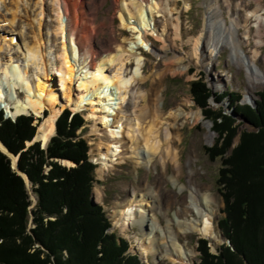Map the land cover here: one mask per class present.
Instances as JSON below:
<instances>
[{"label": "rangeland", "instance_id": "rangeland-1", "mask_svg": "<svg viewBox=\"0 0 264 264\" xmlns=\"http://www.w3.org/2000/svg\"><path fill=\"white\" fill-rule=\"evenodd\" d=\"M80 1L79 11L81 13L83 12L84 24L90 29H95L96 32L92 41V43H94V50L98 52L95 60L96 63H101L106 60L107 58H105V56L108 53L111 55H116L117 52L119 54H126V58L130 59L126 63L125 71L127 79L130 80V77L133 75L137 66L135 59L138 58V55H136V53H139V56L146 58L144 68L141 70L143 71V74L141 73L142 76L133 78L134 84L132 88L129 89L130 93L127 95L129 99L125 103L119 102L120 109L118 108L117 112L118 117H121L119 118L120 123H114V127L112 126L109 129L104 130L111 138L110 141L105 139L104 131H101L102 126L101 124L99 125V120H97V122L93 119V116H91V106L88 105L82 110L75 111L74 106H69L67 101L64 100L63 97H60L57 107L63 110L61 114L68 109L72 111L73 114L76 112L82 113L85 119V124L77 133L81 135V138L86 140L89 147V161L95 165L96 180L92 188L91 202H93V204L101 205L106 212V216L111 222L109 233L116 232L120 238L126 240L130 246L128 252L133 255H138L143 264H174L169 258L164 259L166 250L157 245V242H160L161 244L159 239H161L162 235L161 237L156 236L158 239L154 242L153 246L150 245V243L145 244L150 241L148 240V236H150V238L154 237L155 239L156 234H150L152 229V227L150 228L151 225L149 226L146 222L141 225L138 223L139 220L136 219L132 224L124 227L119 221L120 217L117 216V214L128 211L129 207L126 206L128 201L133 203L132 209L134 212L143 211L149 208L152 203L144 199V194L149 192V189H152L154 195H156V200L159 199L161 202L159 205L158 203L156 204L157 208L155 210L156 216H158L162 224L161 226L157 225V229L162 232H167V234H172L173 238H178L180 245H184L188 249L190 252L189 255L192 256H190V261H188L187 264H200V240H206L208 242L210 251L213 254H217L221 246L228 244L227 241L223 240L221 237L223 231L219 225L220 219L225 216L223 212L225 204L218 183L222 160L220 158H217L215 161L212 160L206 149L213 147L219 136L218 133L213 130V122L206 117V113L203 112L202 107H200L194 99L192 93L194 88L193 83L200 81L201 84L207 85L214 94V97L209 100L212 110L216 112L221 111L225 115L232 116L235 119V124L239 126L238 137L234 139L228 154H230L239 143L242 131L256 132L257 130L243 114L235 112V101H233L234 99H232L227 93L232 92L235 94L236 98L240 99V106L250 105L256 107L260 99V94L264 91V85L259 86V88L256 89L257 91L254 96L248 94L247 88L249 82L246 70H240L234 64L230 57L232 53L230 48H225L223 46V50H218L214 57V63L210 67L203 64V60L201 59L204 55V51L200 52L199 63H197L196 60L193 62L190 61L189 55L193 51V42L196 38L198 39L201 36L205 38L207 24L209 23V21L206 22L208 10H213L214 15L217 11H221L223 13L225 25H230L234 20L239 18L241 27L239 28L240 31L238 35L242 40H244L245 31L248 28H251V40L249 41V45H252L249 47L247 44L243 43V49L247 52H251L254 48L253 38L256 36V29L253 27L254 21L250 19V24L246 28L243 27L248 18V15L245 17L247 12L256 8V0H190L191 7L188 11H185L184 0H163V2H161L162 0H156L164 3L163 5L167 4L170 13L167 17L164 15L165 12L159 13L160 16L156 14L154 21L151 22L152 28L149 34L152 35L148 36V47H151L150 50H147L145 46H139L136 39L139 33L121 26V11L119 10L120 2L117 3L116 0ZM130 1L131 0H125L127 3H130ZM151 1L152 0H148V2ZM260 1H262V4L264 5V0ZM37 2H39V6L36 7ZM96 10L97 12L95 14ZM54 11L52 0L0 1V43H2L5 36H7L5 37L6 42H12V39L10 38L14 37V42L11 43L10 47H6L2 51V55L5 54L3 56L4 62L7 61V58L5 59L7 56L14 57V64L22 62L21 58H23V54L21 50L23 48L24 36L26 37V42L31 41L34 33L38 31L37 20L40 19L41 30L43 33L42 37L45 40L46 36V42L48 39L50 40L51 54H53L54 57L58 55L61 45V37L55 32L57 27V17ZM12 12L16 13V22L13 27H11V20H9L12 18ZM41 12L42 15L40 14ZM94 14L96 15L95 17L93 16ZM6 18L9 21L3 23V20ZM177 18H180L181 20L180 31L182 32V36L180 38H177L176 29H174L175 24H177ZM219 27L220 25L216 27L213 35L217 34V28ZM224 29L225 26H223L222 31H224ZM21 31H23V35L21 34ZM222 31L217 35L220 39L223 36ZM154 32L158 37L162 36L161 34H164L165 37L170 38L169 43L171 46L168 49V54L170 56L177 55L181 58H185L184 66H188L186 73L176 74L173 71L168 70V64L160 55H158V51H161V53L165 51L162 50L163 42L153 34ZM48 48V44L47 48L46 46L43 47V49L49 53L50 51ZM152 48H154V51H151ZM132 49L133 51L131 55L128 51ZM102 51H107L108 53H104V55ZM261 51L262 60H259L258 63L264 70V44ZM56 61L59 62L58 59H56ZM82 62L83 59L77 63L76 69L80 70L83 68L84 65ZM79 78L80 77L76 78V81H74L75 83H73L72 86L75 95L80 92L78 89ZM139 81L140 83L143 82L140 86L138 85ZM0 86L1 92L5 97L4 106H6V111L3 110V112L5 116L8 117L9 106H15L11 99L13 92L12 88L10 89L8 85L1 82V74ZM156 88L161 96L160 104L165 111L166 116H168L171 110H175L180 106L188 113L197 111H201L202 113V119L198 123H194L193 120L186 118H181L176 122L177 126L180 127V131L178 134L179 137L175 143L176 147H173L176 148L177 153L179 152L182 174L177 173L178 164H173L168 160L156 161L148 166L145 164L137 166V157H133L134 155L132 154L125 155L123 142L116 143L118 140H123L122 130L125 128V125L123 124L129 122L128 120H134L137 116L141 115L142 105L136 106L138 100L136 98L137 95H133L134 90L139 89V91L142 90L149 94L152 89ZM16 92L19 99L23 100L25 98L24 92H21L19 88L16 89ZM220 95H223L222 98H218ZM102 102L103 104L107 103L108 99L102 98ZM140 103H142V101ZM185 104H191L192 106L187 108L184 106ZM149 105H151V103ZM50 115L51 110L47 108L39 117L33 114L35 119L34 125L37 127L36 135L39 127L45 123ZM99 115L100 114H97V116ZM109 119H112V117H109ZM207 123H209L212 128H209L206 125ZM55 134L56 131L52 137H54ZM208 134H212L214 139H209ZM36 135L31 142L34 141ZM38 142L44 149L47 148L49 144L48 143L47 146L44 147L41 141ZM171 145L172 144L166 146L162 145V148L166 149L167 146L171 147ZM171 152L173 153V150H171ZM61 163L68 167L76 166L74 163L66 160L61 161ZM13 164L14 161L11 159V165ZM108 165L110 167H107ZM190 167L194 170L192 176L193 184L200 188L210 202L211 207L208 208V210H205L208 214L214 216L216 232L220 233V238L217 239L219 240L217 245L214 241L195 233L187 234L186 236L180 235L179 227L185 217H182L179 214L181 211L179 200L182 201V198L185 197L186 201H189L191 192L189 188ZM48 170L49 168H46V172ZM26 188L30 194V199L32 200V205L29 208L31 210L35 207L37 200H35L36 197L32 191L31 184H29V187L26 185ZM133 191H136L137 195H133ZM32 218L33 215H31L29 229L34 227L32 224ZM189 218L198 219L195 213L191 214V217ZM167 239L170 240L168 236Z\"/></svg>", "mask_w": 264, "mask_h": 264}, {"label": "trees", "instance_id": "trees-1", "mask_svg": "<svg viewBox=\"0 0 264 264\" xmlns=\"http://www.w3.org/2000/svg\"><path fill=\"white\" fill-rule=\"evenodd\" d=\"M193 86L195 101L219 136L206 149L212 160H222L218 183L225 216L219 225L231 243L213 254L208 242L200 240V264H264V91L256 107L240 106V99L227 93L235 101V112L257 130L242 131L228 154L239 126L232 116L212 110L209 100L214 94L207 85L198 81ZM34 120L20 116L13 121L0 111V142L19 155L18 170L27 175L37 200L30 210L23 177L0 151V264H143L128 252L126 240L109 233L106 212L91 202L95 165L89 161L86 140L77 133L84 116L65 110L45 149L39 142L26 148L36 135ZM64 160L76 166H64ZM30 214L34 227L29 229Z\"/></svg>", "mask_w": 264, "mask_h": 264}, {"label": "bare ground", "instance_id": "bare-ground-1", "mask_svg": "<svg viewBox=\"0 0 264 264\" xmlns=\"http://www.w3.org/2000/svg\"><path fill=\"white\" fill-rule=\"evenodd\" d=\"M79 1L80 0H52L54 12L57 17L55 32L61 37V45L57 56L54 57V55L51 54L50 40L48 39L46 42V36L45 40L42 37L41 19L37 20L38 31L34 33L31 41L26 42V37L24 36L23 48L21 50L23 54L21 63L14 64V57L10 56L5 57L7 61L4 62L3 56L5 54L2 55V51L6 47L9 48L11 43L14 42V37L10 38L12 42H6L5 37L7 36H5L2 43H0L1 82L8 85L10 89L12 88L13 93L11 99L15 105L9 106L8 114H12L11 117L13 118L21 114L28 115L29 113H33L39 117L46 108L50 109L51 115L45 123L39 127L35 137L37 141H43L45 146L54 135L56 131V120L63 111L57 107L60 97H63L69 106H74L75 111L82 110L88 105L91 106V116H93V119L96 121L99 120V125L101 124L102 126L101 131H104L112 127L114 123H120L119 118L121 117H118L117 112L118 108L120 109L119 102L125 103L129 99L127 95L130 93L129 89L132 88L134 84L133 78L141 77L143 74L141 70L144 68L146 58L139 56V53H136V55H138V58L135 59L137 66L130 80L127 79L125 71L126 63L130 59L126 58V54H119L117 52L116 55H111L107 51H102L103 54L108 53L105 56L107 59L101 63H96L95 60L98 52L94 50V43H92L96 32L95 29H90L84 24L83 12L81 13L79 11V3L81 2ZM184 1L185 11H188L191 7L190 0ZM116 2H120L121 26L139 33L136 38L139 46H145L147 50H150L151 47H148V36L152 35L149 34L152 28L151 22L154 21L156 14L160 16L159 13L165 12L164 15L166 17L169 15L170 11L167 8V4L163 5L164 3H161L163 0L161 2L156 0H152L151 2H148V0H131L130 3L125 2V0H116ZM38 4L39 2L36 3V7L39 6ZM210 11L208 10V16L206 17V22L209 21V23L207 24L205 38L201 36L198 39L196 38L193 42V51L189 55L190 61L193 62L196 60L197 63H199L200 52L204 51V55L201 59L203 60V64L210 67L214 63V57L218 50H223V46L225 48H230L232 51L230 57L234 64L240 70H246L249 82L247 88L248 94L254 96L257 91L256 89L264 85V70L258 63L259 60H262L261 49L264 44V5L262 1L256 0V8L250 12L248 11L245 16L247 17L248 15V18H245L246 23L243 28H246L250 24V21L253 20V27L256 29V36L253 38L254 48L251 52H247L243 49V43L247 44L249 47L252 45H249V41L251 40V28L245 31V37L244 40H242L238 35L240 31L239 28L241 27L239 18L234 20L230 25H225V20L221 11H217L215 15L213 10ZM96 12L97 10L95 14ZM40 14L42 15V12ZM95 14L93 15L94 17L96 16ZM9 20H11L10 25L13 27L16 22L15 12H12V18ZM9 20L6 18L3 20V23ZM180 25L181 20L177 18V24L174 26L177 38L182 36ZM219 25L220 27L217 28V34L213 35L214 30ZM223 26H225L224 31H222ZM221 31L223 36L220 39L217 35ZM21 34H24L23 31H21ZM153 34L158 37L155 32ZM161 35L162 36H159L158 39L163 42L162 50L165 51H163V53L158 51V55L168 64V70L176 74L186 73L188 66H184L185 58H181L177 55L170 56L168 54V49L171 46L169 43L170 38L165 37L164 34ZM47 44L50 51L49 53L43 49L44 46L47 48ZM132 51L133 49L128 51V53L132 55ZM151 51H154V48H152ZM56 59H58L59 62H57ZM82 59L84 66L82 69L78 70L76 69V65ZM78 77H80L78 79L79 82L77 81L80 92L75 95L72 86ZM141 84H143V82L140 83L139 81L138 85L140 86ZM17 88H19L21 92H24L25 98L23 100L19 99L16 92ZM139 89L134 90L133 95H137L136 98L138 101L136 106L142 105L141 115L123 124L125 125V128L122 130L123 140H118L116 143L123 142L125 155L132 154L134 155L133 157H137V166H141L142 164L148 166L156 161L168 160L173 164H178L177 173L182 174L179 152L177 153L175 148V143L179 137L178 134L180 131V127L177 126L176 122L181 118H186L193 120L194 123H198L202 119L201 111L188 113L180 106L175 110H171L168 116H166L160 104L161 96L159 91H157L158 89H152L149 94L142 90L139 91ZM102 98H107L108 102L103 104ZM4 99L5 97L0 89V107H6L4 106ZM141 101L142 103H140ZM150 103L151 105H149ZM184 106L190 108L192 105L185 104ZM97 114L100 115L97 116ZM109 117H112V119H109ZM206 125L212 128L209 123ZM104 137L107 141L111 140L106 131H104ZM208 138L213 140L214 136L208 134ZM170 144H172L171 147L167 146L166 149L162 148V145L166 146ZM0 150L6 152L5 146L1 142ZM171 150H173V153ZM13 161L14 166H16L17 159L13 158ZM107 167L110 166L108 165ZM189 170V188L191 191L189 201H186L185 197L182 198V201L179 200L181 204V211L179 214L185 217L179 227L180 235L186 236L187 234L195 233L214 241L217 245L219 241L217 239L220 238V233L216 232L214 216L206 212V210L211 207L210 202L200 188L193 184V168L190 167ZM133 192V195H137L136 191ZM144 199L152 203L149 208L134 212L132 209L133 203L128 201L126 205L129 207L128 211L117 214V216L120 217L119 221L124 227L132 224L136 219L139 220L138 223L141 225L145 222L149 226L151 225L150 228L152 227V229L150 234H156L155 239L154 237L150 238V236H148V240L150 241L145 244L150 243V245L153 246L154 242L158 239L156 236L161 237L162 235L161 239H159L161 244L157 242V245L166 250L164 259L169 258L174 264H187V262L190 261V256H192L189 255L190 252L188 249L184 245H180L178 238H173L172 234H167V232H162L157 229V227L162 224L158 216H156L155 210L157 208L156 204L158 203L159 205L161 202L159 199L156 200V195H154L152 189H149V192L144 194ZM194 213L198 217L197 220L189 218L191 214ZM166 235L170 240L167 239Z\"/></svg>", "mask_w": 264, "mask_h": 264}, {"label": "water", "instance_id": "water-1", "mask_svg": "<svg viewBox=\"0 0 264 264\" xmlns=\"http://www.w3.org/2000/svg\"><path fill=\"white\" fill-rule=\"evenodd\" d=\"M38 141H41V140H38ZM36 139H34V141L33 142H28L27 144H26V147H28V146H30L31 144H33V143H35V142H38ZM41 143H42V145L44 146V147H46L47 146V143H46V146L44 145V143H43V141H41ZM2 151V150H1ZM4 154H6L7 156H9L12 160H13V158H16L17 159V161H16V166H14V164L12 165V167H13V169H15L17 172H18V174L19 175H21L22 177H23V179L25 180V182H26V185L29 187V179H28V177L26 176V174H24V173H22V172H20L19 170H18V168H17V163H18V158H19V156H15V155H13V154H11L7 149H6V152H4V151H2ZM35 199V198H34ZM36 200V199H35ZM221 236H222V238H223V240H225V241H227V244H228V246H231V243H230V241L229 240H227L226 238H225V236L221 233Z\"/></svg>", "mask_w": 264, "mask_h": 264}]
</instances>
